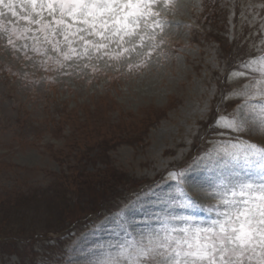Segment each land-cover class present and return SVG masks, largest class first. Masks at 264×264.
Returning a JSON list of instances; mask_svg holds the SVG:
<instances>
[{
    "label": "rangeland",
    "instance_id": "1",
    "mask_svg": "<svg viewBox=\"0 0 264 264\" xmlns=\"http://www.w3.org/2000/svg\"><path fill=\"white\" fill-rule=\"evenodd\" d=\"M151 10L163 30L148 46L113 37L85 53L0 7V264H98L209 227L230 190L264 183L249 147L264 148V105L246 95L264 67V0Z\"/></svg>",
    "mask_w": 264,
    "mask_h": 264
},
{
    "label": "snow or ice",
    "instance_id": "2",
    "mask_svg": "<svg viewBox=\"0 0 264 264\" xmlns=\"http://www.w3.org/2000/svg\"><path fill=\"white\" fill-rule=\"evenodd\" d=\"M156 2L0 0V7L7 9L17 21L39 26V31L47 29L51 36L63 35L73 52L75 48L71 46L77 38L84 45L86 53L89 46L99 51L108 47L104 41H111L113 37L123 41L128 37L129 40L125 42L133 43L132 49L120 45L127 52L135 51L137 47L144 48L155 41V27L163 30V22L156 19L159 13L151 10ZM164 5L175 7V0H164ZM17 7L20 8L19 12ZM45 12L48 18L44 16ZM3 16L5 12L0 11V17ZM150 28L153 31H148ZM32 30L30 27L23 29L24 32ZM12 32H16L15 27ZM94 36L100 37V40L88 39ZM135 38H138V44L133 42ZM45 39L52 43L49 36ZM245 75L239 73L241 77ZM260 76L261 79L254 82L246 95L249 100L260 98L264 105V67L260 69ZM244 123L246 121L233 122L228 127L239 130ZM260 128L264 130V121ZM249 147L254 150L250 155L259 154L264 161V148L256 145ZM230 191L231 198L221 201L227 206L226 210L209 227H174L163 234L145 237L144 242L134 248L121 246L115 257L100 260L98 264H264V183L241 182Z\"/></svg>",
    "mask_w": 264,
    "mask_h": 264
}]
</instances>
